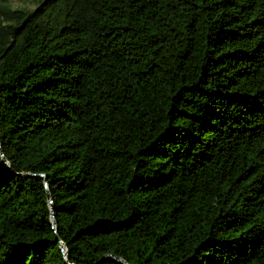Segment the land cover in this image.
I'll list each match as a JSON object with an SVG mask.
<instances>
[{
  "label": "trees",
  "instance_id": "16d2710c",
  "mask_svg": "<svg viewBox=\"0 0 264 264\" xmlns=\"http://www.w3.org/2000/svg\"><path fill=\"white\" fill-rule=\"evenodd\" d=\"M0 152V264H264V0H0Z\"/></svg>",
  "mask_w": 264,
  "mask_h": 264
},
{
  "label": "water",
  "instance_id": "95a60500",
  "mask_svg": "<svg viewBox=\"0 0 264 264\" xmlns=\"http://www.w3.org/2000/svg\"><path fill=\"white\" fill-rule=\"evenodd\" d=\"M0 156H1V161L4 163V165L5 166H7L8 167V163L5 161V159H4V157L2 156V154H1V152H0ZM40 176H42L43 177V175L42 174H40ZM43 185H44V187H46V183H45V179H44V177H43ZM47 198H48V202H49V220H50V222H51V225L53 226L54 225V221H53V214H52V204H51V200H50V198H49V196L47 195ZM59 250L62 252V253H64V248H63V246L61 245V243H60V245H59ZM106 257H112V258H115V260H117L118 262H120L121 264H125L119 257H115V256H113V255H111V254H106L105 255Z\"/></svg>",
  "mask_w": 264,
  "mask_h": 264
},
{
  "label": "rangeland",
  "instance_id": "374dc122",
  "mask_svg": "<svg viewBox=\"0 0 264 264\" xmlns=\"http://www.w3.org/2000/svg\"><path fill=\"white\" fill-rule=\"evenodd\" d=\"M28 7H30V8L34 7V3L33 4H30Z\"/></svg>",
  "mask_w": 264,
  "mask_h": 264
}]
</instances>
